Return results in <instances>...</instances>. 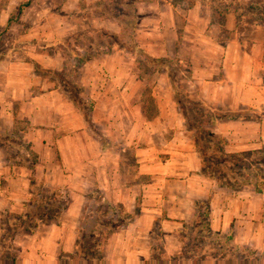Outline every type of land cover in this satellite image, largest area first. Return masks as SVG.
Segmentation results:
<instances>
[{"label": "crops", "instance_id": "0c3cea01", "mask_svg": "<svg viewBox=\"0 0 264 264\" xmlns=\"http://www.w3.org/2000/svg\"><path fill=\"white\" fill-rule=\"evenodd\" d=\"M16 3L10 0L2 7L1 26ZM76 6L77 2L70 8ZM150 7L136 26L138 47L153 58L186 61L187 82L197 98L222 109L249 106L262 111L260 121L224 120L213 130L225 137L227 152L264 147V24L251 21L245 32L246 17L239 20L234 12H226L222 24L214 22L201 1L185 7L183 2L164 0ZM62 17L68 24L54 30L46 29L48 25L46 30L34 29L35 21L30 22L18 40H25L32 28L38 33L31 38L41 44L87 28L120 31L117 23L102 17L83 25ZM22 47L12 59L0 60V127L18 130L37 160L33 167L14 164L0 146V212L23 213L46 188L64 189L70 196L59 223H40L33 233L15 236L14 264H54L60 252H72L77 229L96 227L97 214L91 211L94 190L132 215L123 227L103 237L100 264H146L156 223L166 255L179 252L176 233L193 217L200 200L209 204L211 229L231 232L236 243L261 252L264 264V190H232L201 174L200 157L166 72L161 74L167 81L155 94L157 86L139 75L135 55L117 46L81 64L75 79L94 102L91 118L105 139L102 143L56 81L35 68L66 69L62 53ZM148 85L156 97L153 114L149 99L143 97Z\"/></svg>", "mask_w": 264, "mask_h": 264}, {"label": "trees", "instance_id": "16d2710c", "mask_svg": "<svg viewBox=\"0 0 264 264\" xmlns=\"http://www.w3.org/2000/svg\"><path fill=\"white\" fill-rule=\"evenodd\" d=\"M195 1H201L206 5L210 9L212 21L220 24H222L226 12H234L239 20L242 17L250 16L254 22L264 24V0ZM29 3L30 0H26L14 8L7 19L4 30H7L11 23L18 20L23 9ZM103 7V10L99 11V16L102 18L111 17V20L120 26L118 33L104 28H87L74 32L56 43L40 44L37 42L36 44V50H43L48 53L58 50L64 56L67 68L62 71L40 69L36 64L35 68L56 81L58 88L78 109L92 135L105 143L99 128L92 122L91 112L94 102L88 95L86 87L76 81V73L85 61L108 52L113 46H117L135 55L136 67H138L141 77L143 70H147L148 74L149 71L151 73L153 71L167 73L178 110L200 157L201 174L215 181L218 186L232 190L251 188L257 192H262L264 190V147L240 152H227L225 150V137L213 130L217 122L224 120L260 121L262 113L249 107L222 109L202 99L190 100L180 86V82L187 80L188 77L177 65V62L173 59L153 58L138 47L135 41V31L143 14L134 7L136 14L130 19H124L119 18L116 14L105 13L107 4H104ZM64 15L76 20L80 18L79 12L74 15V11H66ZM92 17L94 16H90V18ZM82 19L84 23L89 21L88 18ZM88 36H91L89 41L86 40ZM71 59H73V63ZM0 60H2L1 57ZM0 146L4 148L6 158L14 164L33 167L37 160L36 154L32 152L29 144L22 139L16 129L8 130L0 127ZM36 194L37 197L35 196L28 203L23 213L13 214L8 209L0 212V264L15 263L18 249L14 244V238L18 233L31 234L40 223L60 222L63 210L69 201L68 191L54 187L39 190ZM91 196L94 198L91 211L94 210L97 214L96 227L90 231L82 226L78 228L74 250L72 252H60L54 264H100L103 260V237L123 227L132 218V215L112 206L99 191H92ZM194 206L193 217L188 221H183L176 233L181 244V249L177 253L166 255L160 242L162 238L160 224L154 225L150 236V255L146 264H197L206 262L260 264L261 252L239 245L234 241L231 232L211 229L208 202L196 201Z\"/></svg>", "mask_w": 264, "mask_h": 264}, {"label": "rangeland", "instance_id": "374dc122", "mask_svg": "<svg viewBox=\"0 0 264 264\" xmlns=\"http://www.w3.org/2000/svg\"><path fill=\"white\" fill-rule=\"evenodd\" d=\"M8 1L10 0H0V12L2 10V7L6 5ZM13 1L16 3V0ZM24 1L26 0H18L14 8L20 2H24ZM157 1L163 2L164 0H30L29 5L23 9L21 15L18 17V19L23 17L22 22L17 23L19 21L17 20L11 23L7 30H4L5 25L4 26L0 25L1 26L0 27V57L2 60L12 59L14 51L23 50L22 46H25L24 49H31L32 46L36 47L38 41L33 40V38H31L33 34L35 35L38 33V31L34 29L38 27L39 29L42 30H46V29L54 30V27H58L60 25L62 26L64 24L66 25L67 22L66 20H64L65 17H62L66 13V10L74 11V15H76V13L79 12L80 18H78L77 22L82 24L83 22L82 18L89 19L90 16H94L92 18H99L100 17L99 11L103 10L104 4L105 5L107 4L108 5L107 8H109V9L107 8L105 9L106 10L105 13L107 12L112 15L116 14L117 16H119V18L130 19L132 18V16L136 14L134 13L135 10L134 7H136L138 12L144 14L150 12L152 9L150 5L155 4ZM171 1L177 4H182L183 2V5L185 7L186 5L190 6L195 2V0H171ZM252 1H258V0H252ZM75 2H77L76 8L71 9L70 7L72 3ZM105 19L111 20L112 18L106 17ZM245 19L247 20L246 25H244L245 27L244 29L246 32L249 31L250 28L249 22L253 20L251 19L250 16H246ZM33 21H35L34 24L32 23L34 25V29L32 28L30 33H28L27 36H25L24 38L25 40H21V41L18 40L20 37L21 38L23 37L25 32H27L26 30H28V28H30L31 26L30 22ZM43 22H45L46 24L42 25ZM46 25H48V27L45 29ZM189 25L191 26L190 27L191 29L193 27V24H189ZM222 35H224V37L227 36L226 34H222ZM90 37L91 36L86 37V40L89 41L91 39ZM175 62L177 61L175 60ZM177 65L184 69L183 70L184 74L188 77L187 80L180 82L181 90H184L186 92L190 100L195 101L199 99L196 96L194 86H192V84L187 82L188 80H190V73H188V71L186 70V67H188L187 66L188 63L186 61H183L181 64L177 62ZM135 66H137V63L135 64ZM147 72H148L147 70L142 71L143 75L145 74L144 76L148 77L147 78L148 83L151 84L153 82L152 86L154 87V85H156L158 87V88L156 87L154 91V93L157 94L156 90L159 89V87L163 88L164 82L167 81L166 78H163L165 75H162L161 72H157V71H153L152 73L151 71H149V74ZM152 90H153L152 87L148 85L143 93V97L149 99L148 111L150 114H153L154 111L156 110V97L152 98L151 96ZM242 107H249V106H242ZM249 108L257 110L258 112L262 113V111L258 109L252 107Z\"/></svg>", "mask_w": 264, "mask_h": 264}]
</instances>
